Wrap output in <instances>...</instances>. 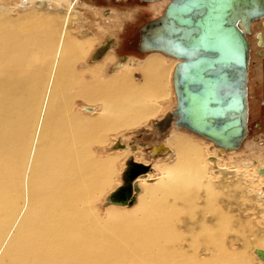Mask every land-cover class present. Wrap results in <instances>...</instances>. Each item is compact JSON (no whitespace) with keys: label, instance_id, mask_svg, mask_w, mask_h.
<instances>
[{"label":"bare ground","instance_id":"obj_1","mask_svg":"<svg viewBox=\"0 0 264 264\" xmlns=\"http://www.w3.org/2000/svg\"><path fill=\"white\" fill-rule=\"evenodd\" d=\"M33 2L38 15L10 20L0 13V264H262L250 252L264 251V227L238 216L243 206L264 216V192L248 182L246 170L220 167L221 157H208L207 166L201 146L185 138L171 140L175 152L164 144L151 148L153 155L175 154L171 165L156 168L154 184H147L150 168L131 157L145 168L131 183L138 188L132 190L136 208L120 213L110 206L101 217L94 202L110 186L120 157L99 160L89 148L103 144L108 132L135 128L158 113L171 85L175 95L177 61L172 70L163 61L169 56L160 52L145 61L141 81L130 71L86 81L74 65L90 40H74L68 28L78 14L53 10L50 0ZM74 5L68 0V7ZM75 98L99 112L93 118L74 112ZM162 120L154 124L157 129ZM205 140L220 155L242 145L221 149ZM211 166L216 174L208 173ZM263 167L264 161L257 163L258 179ZM213 175L233 180L213 185L206 180Z\"/></svg>","mask_w":264,"mask_h":264},{"label":"water","instance_id":"obj_2","mask_svg":"<svg viewBox=\"0 0 264 264\" xmlns=\"http://www.w3.org/2000/svg\"><path fill=\"white\" fill-rule=\"evenodd\" d=\"M244 1L169 0L161 17L142 28L140 51H158L179 60L173 72L177 105L159 122V130L175 117V125L216 147H240L246 134L247 35L251 24L264 17V0H247V5ZM111 41L98 47L91 60L99 59ZM125 165L122 185L107 196V204L130 206L135 201L132 190L138 188L131 183L145 168L131 157ZM260 173L264 175V168ZM254 252L264 264V251Z\"/></svg>","mask_w":264,"mask_h":264},{"label":"rangeland","instance_id":"obj_3","mask_svg":"<svg viewBox=\"0 0 264 264\" xmlns=\"http://www.w3.org/2000/svg\"><path fill=\"white\" fill-rule=\"evenodd\" d=\"M33 1L31 2V0H0V13H7L6 16L8 18H11L10 20H16L19 18L22 19V17L31 16L32 14L38 15L39 12H37V4H34ZM74 1L75 5L73 7H68V0H50L49 3L50 7L53 10H56L60 7L62 10L65 11V14L67 16H70L72 14H78V19L73 21L72 24H70L68 27L71 30L70 35L73 37L74 40L81 43L85 42V40L87 39L90 40L91 46L87 48L86 55L75 63L74 70H76L78 73H83L86 81L91 80L93 78L92 76L94 75H96L99 80L104 81L123 71L132 72L135 81H141L143 76V65L145 61L148 59V57H160V53H152L148 55L140 54V51L138 50L140 31L143 27L148 25V23L156 21L161 17L163 10L165 9L166 4L169 0H163L159 4L156 2H143L140 0ZM247 2L248 1L245 0L244 4L247 5ZM58 20H60L61 22L62 18H59ZM58 20L56 21V24L59 26L61 24ZM125 26L128 27L124 29ZM129 26H132V29H130ZM260 26L261 25L259 21H255L251 25V32L248 35V39L250 40L253 49V60L255 59L254 61L258 63L254 69V73H256V75L251 79L250 82L252 85L251 95L254 99V116L258 118V121L260 119L261 127H254V132L248 136L247 140L244 139L245 141H243L244 143L242 142L240 149H238L236 152H230L224 155H220V153H218L217 150L213 149L211 144H209V142L205 139H202L199 136L189 133V131H187L186 129L177 128L173 126L172 122L165 131L161 132L155 127L154 124L162 120L167 114L171 113V110L173 109L174 94L171 85V93L169 99H165L159 102L161 109L152 118L146 120L145 123L143 122L139 126L132 129H122L118 132H108L105 135V141L103 144L90 146L89 150L94 154L96 159L104 160L108 157H120L118 161H116L115 167H113L112 169V173L110 175V186L104 191L101 196H99V200L94 202V208L96 211L99 212L102 218L105 217L106 210L111 207L117 209L118 211H120V213H131L136 208L134 207L136 203H134L130 207L118 205H104L106 197L119 185H121V173L123 172L125 162L128 157H133L135 162L147 165L150 168V170L147 171V174L148 172H151L149 174H151L150 176L152 180L147 181V184H154L157 181V179L155 178L158 177V172L156 171V168L161 165H171L172 162H174L173 159L175 157V154H171L169 156V154H167L166 152L162 154L153 155L151 148L154 149L157 145L160 144H164L165 146L168 145L172 148L170 142L172 139L175 138H185L186 140L192 141L194 143L196 142L195 144L201 146L202 157L206 159L205 162L207 166H209V162L207 160L208 157L210 159L213 156L217 158H222L218 160V165L220 167H225L230 171L246 170V179L248 180V182L249 180H251L253 186H256V189L257 191L259 190L260 194L264 192V184L261 185L260 182V180L262 181L264 177H262V179H258V174L255 171L257 169V163L259 165L263 164L264 158L261 155L262 153L259 154L260 152L256 151V148H253V146H250L249 144L245 145V143L249 141L264 144V118L261 116V114L264 113V110L261 109L260 104L258 103L260 99L264 98V87L261 88V90L259 91L257 90V87H255V81H264V76L262 73V69L260 68L259 59L257 60V56L255 54V50H257L256 36L261 33ZM108 38L112 39V43L109 44L106 51H104L105 53L103 57L98 61H91L93 53L98 47H100L105 41H107ZM120 40L122 41L121 45ZM117 42L118 48H115V50H110V47L114 49ZM107 52L108 54L105 56ZM161 56H163V54H161ZM255 56L256 58H254ZM119 59L120 61H118ZM163 61H165L167 64H170L171 68L173 67V59L166 57V59ZM96 67H98L100 73L92 74L90 70ZM172 70L170 76L172 75ZM72 108L74 112H81L87 117L91 116L92 118L94 117V115L92 114L99 112V108L96 105L94 106L92 104H88L80 98H75L72 101ZM86 108H89V110L86 111ZM90 109L92 110L91 112ZM118 139H120V143L122 145L126 146L124 149H115L114 146H116V143H118L116 142ZM130 145L134 146V148L136 147V150L131 151ZM246 146L248 149L246 148ZM123 154L127 155L121 157ZM245 164H248V169L244 168ZM207 170L208 173H217V169L212 166L210 168L207 167ZM254 174H256L257 176H254ZM230 177L231 176L223 179V177H220V175H213L211 177H208V179L206 180L211 181L213 185L223 183L224 185L228 186L230 184V181L233 180L230 179ZM248 182H245V185H247L246 183ZM242 187H244V185ZM140 189L141 188H139V190ZM248 196L250 200L247 202V204H251V198L253 196V193H248ZM257 200L259 201L257 204L261 206L264 200L261 199L263 200L262 202L260 201V199ZM202 203L203 201L200 200V204ZM246 207L247 206L242 207L243 212L240 216H238L239 220L242 217L244 219H247V221H254V226L256 225L259 227H264V216L259 219L256 215V210H254L253 208L251 209L250 207V209H247L246 212ZM261 208H264V205H262ZM250 253L254 257L259 258L255 254V252L252 251Z\"/></svg>","mask_w":264,"mask_h":264},{"label":"flooded vegetation","instance_id":"obj_4","mask_svg":"<svg viewBox=\"0 0 264 264\" xmlns=\"http://www.w3.org/2000/svg\"><path fill=\"white\" fill-rule=\"evenodd\" d=\"M168 3H169V1H168ZM163 12H164V10H163ZM256 21H259V23L261 25L260 26L261 27L260 28L261 33L256 36V47H257V50H255V52H256L255 54L257 56V60L259 59L260 68L262 69V73H263V76H264V17L262 19L256 20ZM127 27L128 26H125L124 29L127 28ZM129 28L132 29V26H129ZM142 30L143 29H141V31H140V40H139V44H138V50L139 51L142 48H144V46L142 48L140 46V44L142 42V37L144 36V32ZM148 30H149V28L147 30H145V33L148 32ZM250 32H251V26H250ZM118 36H120V35H118ZM247 39H248V35H247ZM248 42H249V53H248L247 83H246V105H247V109H246V121H245L247 133H246L245 140H247L248 136L251 135L254 132V127H256V128L261 127L260 119L258 121V118L256 116H254V111H253L254 110V103H253L254 102V99H253V97L251 95V93H252V91H251L252 90V85H251V82H250L251 79L256 75V73H254L255 72L254 69H255V67H256V65L258 63L256 61H254L255 59L253 60V56H252L253 49H252L251 42H250L249 39H248ZM121 44H122V41L120 40V45ZM115 48H118V42H117L116 46L114 47V49L112 47H110V50H115ZM152 53H157V52L156 51H149V52H142V51H140V54H145V55L146 54L147 55L148 54H152ZM158 53H160V52H158ZM107 54H108V52L105 54V56ZM256 56L254 58H256ZM172 59H174V58H172ZM175 60L177 61V64H178L179 63V60L178 59H175ZM118 61H120V59ZM260 68H259V70H260ZM173 72H174V70H173ZM172 81H173V75H172ZM255 83H256V86L255 87H257V90L258 91L261 90V88L264 87V81L261 82V81H258L257 80V81H255ZM173 96H174V106H173V109L171 110V112H173L175 110L176 105H177L176 96L175 95H173ZM258 103L260 104L261 109L264 110V98L260 99L258 101ZM261 116L264 118V113H262ZM175 119H176L175 117L172 118V125L173 126H175V123H174L175 122ZM255 120H257V121H255ZM189 133H191L193 135H196V134H194V133H192L190 131H189ZM196 136H198V135H196ZM246 144L247 145L249 144L250 146H253V148H256V151H259L260 152L259 154L262 153L261 155L264 158V144H260L258 142H250V141L249 142H246L245 145ZM246 148H247V146H246Z\"/></svg>","mask_w":264,"mask_h":264}]
</instances>
